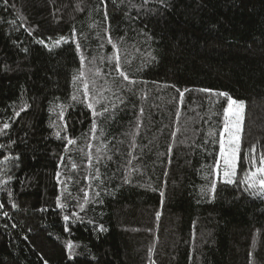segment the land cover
<instances>
[{"label":"trees","instance_id":"obj_1","mask_svg":"<svg viewBox=\"0 0 264 264\" xmlns=\"http://www.w3.org/2000/svg\"><path fill=\"white\" fill-rule=\"evenodd\" d=\"M221 91L246 103L242 179L264 153V0H0V264H264V197L210 191Z\"/></svg>","mask_w":264,"mask_h":264},{"label":"snow or ice","instance_id":"obj_2","mask_svg":"<svg viewBox=\"0 0 264 264\" xmlns=\"http://www.w3.org/2000/svg\"><path fill=\"white\" fill-rule=\"evenodd\" d=\"M7 2V0H5ZM105 16H107V13H105ZM64 41L67 43L66 38L61 37L60 40H57L54 42L53 46H58L60 42ZM40 44H43V40L37 41ZM109 43H111V39H109ZM77 50H79L80 45L77 43L76 45ZM112 47L114 49L117 48L115 44H112ZM51 50V49H49ZM119 50L117 49V54H114L115 59V70L119 73L121 77H123L124 80H129V76L126 74L125 71L121 70V63H120V56L118 54ZM84 57L81 56V63H83ZM99 70H97V73ZM85 76V73L83 71H80L78 76L73 77V81L81 79ZM93 85L95 84V81L92 82ZM129 83H136L135 81H129ZM83 95L85 98H88L89 96V84L87 81L83 84ZM130 90V89H129ZM185 91H188L185 89ZM201 92H211L212 90L209 89H200ZM217 97H222L225 99L226 103L222 107V130L219 132V152L217 159L215 160L214 165H210L209 168L211 169V174L214 175V179L211 181V187L210 191L214 194L216 192L217 187V180L222 175V182L227 185H245L244 191L248 192L250 195L253 196H260L264 197V153H261L260 155L256 154V146L253 145L251 149L248 150V152L245 153L244 156V173L242 179H237L238 170L241 167V143H242V134L244 131V120H245V109H246V103L243 100H237L233 98L228 92H215L213 93ZM72 99L74 101L77 100V96L73 95ZM180 101L181 104H183L184 101V92H180ZM98 102V101H97ZM122 102V101H121ZM87 107L92 110L93 117L101 116L104 113H107L109 109L105 107L102 112H97L94 108L93 103H88ZM63 108V106H61ZM113 108H115V105H113ZM23 111V109H22ZM141 113H143V109H141ZM20 113L17 112L16 115L18 116ZM179 115V113H177ZM59 118L61 120L64 119V112L61 111L59 113ZM139 119V118H138ZM9 124L5 123L3 125V128L0 129V133L4 131V129L9 128ZM139 125H137L138 127ZM67 127V125H65ZM95 123H93V131L95 130ZM138 134V133H137ZM173 137L175 136V133L172 134ZM209 135H213L212 132L209 133ZM57 138H60V133H56ZM75 140L68 139V144H75ZM207 143V141H205ZM4 147V145H0V148ZM169 152L172 151V148L169 147ZM135 159V157H133ZM8 158L5 157V160ZM111 159V157H109ZM131 163V161H129ZM76 165H73L75 167ZM99 170L97 169V176L96 178L99 179ZM167 173H165L166 175ZM59 176V173L57 174ZM10 179V178H9ZM125 182H130L127 177H125ZM6 183V182H5ZM87 193H85V203H87ZM99 195V193H97ZM160 195L163 197L164 193L161 192ZM4 205L0 203V209H2ZM13 208L16 207L15 204L12 205ZM57 207L60 209H64L66 205L64 203H61V200L59 197H57ZM81 210H83L84 205H80ZM45 209H42V211ZM5 216H8L7 212H4ZM160 213L157 212V219H159ZM71 218L73 222L81 221L82 218L78 215V213L73 212L71 214ZM64 221L68 222L70 220L69 215H64L63 217ZM91 223V221H89ZM15 227V225H13ZM100 230L103 231V225L100 226ZM65 231H70L69 227H65ZM76 245L73 244L72 241H68L66 243V248L68 250V258L74 259L75 255H77L74 252ZM152 251L151 249L149 250ZM44 264H48L47 261H44ZM153 264L155 262L153 261Z\"/></svg>","mask_w":264,"mask_h":264}]
</instances>
